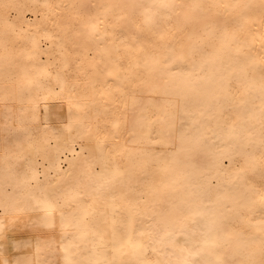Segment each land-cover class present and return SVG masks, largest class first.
<instances>
[{
  "label": "bare ground",
  "instance_id": "6f19581e",
  "mask_svg": "<svg viewBox=\"0 0 264 264\" xmlns=\"http://www.w3.org/2000/svg\"><path fill=\"white\" fill-rule=\"evenodd\" d=\"M0 264H264V0H0Z\"/></svg>",
  "mask_w": 264,
  "mask_h": 264
}]
</instances>
